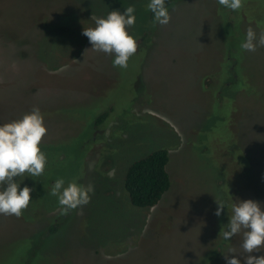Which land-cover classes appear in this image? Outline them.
<instances>
[{
    "label": "rangeland",
    "instance_id": "1",
    "mask_svg": "<svg viewBox=\"0 0 264 264\" xmlns=\"http://www.w3.org/2000/svg\"><path fill=\"white\" fill-rule=\"evenodd\" d=\"M149 2L0 0V125L36 106L48 130L44 173L14 178L32 201L0 215V264H244L243 231L224 243L220 228L238 200L264 207V47H240L249 27L264 31V0H176L166 26ZM128 6L138 50L121 69L82 33ZM159 148L170 187L133 207L125 171ZM58 178L91 184L90 203L61 215Z\"/></svg>",
    "mask_w": 264,
    "mask_h": 264
},
{
    "label": "clouds",
    "instance_id": "2",
    "mask_svg": "<svg viewBox=\"0 0 264 264\" xmlns=\"http://www.w3.org/2000/svg\"><path fill=\"white\" fill-rule=\"evenodd\" d=\"M217 2L232 11L243 7V0H217ZM153 15V24L166 26L171 21V15L165 6V0H150L147 5ZM135 7L128 6L123 13L111 11L106 18H94L95 26L83 30L92 50L114 56L113 66L121 69L128 67L129 59L136 54L138 42L129 34L128 29L136 22ZM247 52H255L258 47H264V31L257 35L249 27L246 38L240 45ZM47 127L39 107L34 106L30 112L25 113L20 119L0 125V215L21 217L28 208L31 192L28 186L20 189L19 183L14 178L24 176H40L47 165L46 154L41 150V144L47 135ZM94 187L81 185L71 181L65 187L63 178L56 179L50 194L58 198L60 214L67 215L70 211L81 208L91 201ZM232 204V215L227 224V230H221L224 240L231 238L243 231L241 248L244 253V264H264V255L255 256L252 253L264 249V207L254 200H238ZM217 202V201H216ZM215 215L219 217L225 205L217 202ZM234 248H229V253H234ZM227 264H241V260L233 255H225Z\"/></svg>",
    "mask_w": 264,
    "mask_h": 264
},
{
    "label": "trees",
    "instance_id": "3",
    "mask_svg": "<svg viewBox=\"0 0 264 264\" xmlns=\"http://www.w3.org/2000/svg\"><path fill=\"white\" fill-rule=\"evenodd\" d=\"M175 1L165 0V6L169 9ZM148 14L149 20L153 21V13L148 10ZM226 21L229 22L228 19ZM261 29L263 28L261 27ZM143 36H149V33L145 32ZM231 73L234 74L233 72ZM105 116L103 114L99 118H104ZM168 159V152L159 148L132 161L128 165L124 174L123 190L133 207L139 209L152 207L158 203L163 194L169 189L170 180L166 171ZM221 230H225V227L220 228ZM223 241L228 243V240L223 239Z\"/></svg>",
    "mask_w": 264,
    "mask_h": 264
}]
</instances>
